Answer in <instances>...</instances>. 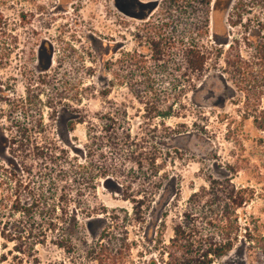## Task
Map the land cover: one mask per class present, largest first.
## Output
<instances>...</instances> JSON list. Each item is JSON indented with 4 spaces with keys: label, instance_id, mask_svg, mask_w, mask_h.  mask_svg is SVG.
<instances>
[{
    "label": "rangeland",
    "instance_id": "obj_1",
    "mask_svg": "<svg viewBox=\"0 0 264 264\" xmlns=\"http://www.w3.org/2000/svg\"><path fill=\"white\" fill-rule=\"evenodd\" d=\"M171 1L0 0V264H162L157 233L168 246L173 215L183 208L191 240L202 227L213 230L216 222L205 227L207 221L228 214L235 246L214 264H264V0H219L211 33L200 41L206 70L183 98L184 117L160 118L152 110L167 94L153 90L175 75L153 70L136 35ZM137 47L150 79L126 68L123 54ZM130 74L137 85L131 92L123 84ZM149 80L156 83L151 91ZM110 82L103 99L99 92ZM111 103L130 108L131 133L157 150L160 185L146 224L130 226L93 253L90 246L107 225L104 215L79 217L82 228L69 244L33 237L30 205L41 186L24 163L43 159L22 154L15 143L85 152L83 117L110 111ZM175 126L183 132L172 134ZM97 194L109 210L130 211L123 194L101 187ZM189 253L180 264H198Z\"/></svg>",
    "mask_w": 264,
    "mask_h": 264
},
{
    "label": "trees",
    "instance_id": "obj_2",
    "mask_svg": "<svg viewBox=\"0 0 264 264\" xmlns=\"http://www.w3.org/2000/svg\"><path fill=\"white\" fill-rule=\"evenodd\" d=\"M218 4L219 0H172L160 8L156 22H147V28L141 34L137 33L136 37L141 40L138 46L141 47L142 42L147 45L146 50L151 55L153 70L160 74L165 69L170 71L169 74L175 75V79L165 87L162 83L154 89L152 86L156 83L148 81L151 85L150 91L154 89V95H159L158 91L167 94L163 97L168 101L153 107L152 112H156V116L184 117V114L180 113L183 110V98L194 89V78L206 70L209 58L200 41L211 33L210 23L218 10ZM234 7L235 5L230 11V19L233 17ZM144 36L146 39L142 41ZM139 49L137 47L132 53L123 54L126 68L139 72L141 79H150L144 76L150 73L148 67L141 65L145 62ZM166 57L170 62L165 61ZM131 77L130 74V77L123 81L124 88L129 92L137 86ZM111 87L110 82L99 95L105 99ZM110 105L115 108L110 111L100 109L92 116L83 117L87 124L86 142L82 146L86 149L85 152L76 147L69 151L59 147L48 149L36 143L26 147L22 141L15 143L22 154H34L43 159L40 165H33L34 160L24 163L26 166L30 164L29 170L35 171L30 175L38 177L41 186L39 195L30 205L34 208L31 218L37 222L33 237L44 238L52 235L59 242L67 240L69 244L71 237L82 228L79 217L88 219L104 215L107 225L100 233L97 243L90 246V252L93 253L101 251L103 244L112 237L129 233L130 226L140 230V227L146 224L147 213L156 194L154 190L160 185L157 150L147 145L142 146L136 138L137 135L131 133L133 120L128 106L116 103ZM179 128L171 130V133L183 132ZM2 179L8 180L6 177ZM100 187L113 195L126 196L131 203L130 211L120 208L109 210L98 199L97 191ZM11 196H16V192ZM0 199L4 201L3 197ZM238 200L240 203V199ZM187 218L188 214L184 208L175 212L172 219V237L168 240V246L161 240L162 234L157 233L156 252L163 256L162 264H180L182 255L189 252L193 259L197 258L198 264H214V260L223 258L234 248L235 241L231 237L233 226L227 224L229 219L225 212L220 218L217 215L215 219L205 223V227H210L211 222H216L217 227L215 224L213 230L204 227L196 231L192 229L196 232V239L193 240L191 230L184 227V219ZM217 222L226 224L222 226Z\"/></svg>",
    "mask_w": 264,
    "mask_h": 264
}]
</instances>
